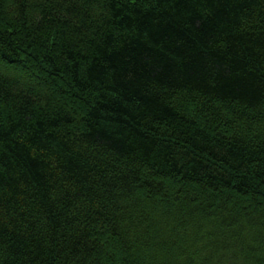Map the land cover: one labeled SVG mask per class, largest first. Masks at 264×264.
Instances as JSON below:
<instances>
[{
  "label": "trees",
  "instance_id": "trees-1",
  "mask_svg": "<svg viewBox=\"0 0 264 264\" xmlns=\"http://www.w3.org/2000/svg\"><path fill=\"white\" fill-rule=\"evenodd\" d=\"M0 264H264V0H0Z\"/></svg>",
  "mask_w": 264,
  "mask_h": 264
}]
</instances>
